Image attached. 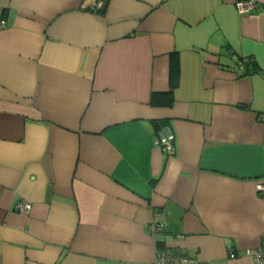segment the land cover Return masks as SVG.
Returning a JSON list of instances; mask_svg holds the SVG:
<instances>
[{"label":"crops","instance_id":"0c3cea01","mask_svg":"<svg viewBox=\"0 0 264 264\" xmlns=\"http://www.w3.org/2000/svg\"><path fill=\"white\" fill-rule=\"evenodd\" d=\"M262 5L0 0V264H256Z\"/></svg>","mask_w":264,"mask_h":264},{"label":"built area","instance_id":"2783aa9c","mask_svg":"<svg viewBox=\"0 0 264 264\" xmlns=\"http://www.w3.org/2000/svg\"><path fill=\"white\" fill-rule=\"evenodd\" d=\"M252 6H253L252 3L247 5L242 2H238L237 4V8L239 9L241 13L247 12L248 10H250ZM5 26H6V21L0 18V29L5 28ZM262 120H264V117H262ZM173 138H174L173 132H171L170 130L160 133L158 137V142L164 152L166 153L172 152ZM16 208L23 212H29L31 209L30 205H25L21 203H19ZM252 255L256 259V264H264V259L262 258V256H264V251L253 252ZM157 263L158 264H193V261L192 260L188 261L186 259H182L179 257L176 258L171 254H166V255L161 256V258L159 259Z\"/></svg>","mask_w":264,"mask_h":264},{"label":"trees","instance_id":"16d2710c","mask_svg":"<svg viewBox=\"0 0 264 264\" xmlns=\"http://www.w3.org/2000/svg\"><path fill=\"white\" fill-rule=\"evenodd\" d=\"M261 8L264 9V5L261 6ZM178 59L177 56L175 55H171V59H170V77H169V81H170V88L169 91L166 94H152L151 97V101L152 103H160V104H170L171 101H173V86H176L178 80V74H179V68H178ZM244 65L247 68V72L251 71L250 66L252 67V69H258V65L256 64H251L248 61H245ZM161 100H158V99Z\"/></svg>","mask_w":264,"mask_h":264},{"label":"rangeland","instance_id":"374dc122","mask_svg":"<svg viewBox=\"0 0 264 264\" xmlns=\"http://www.w3.org/2000/svg\"><path fill=\"white\" fill-rule=\"evenodd\" d=\"M237 4H238V3H237ZM237 4H236V5H237Z\"/></svg>","mask_w":264,"mask_h":264}]
</instances>
